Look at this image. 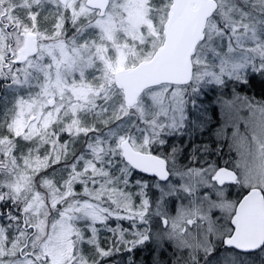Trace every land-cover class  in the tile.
I'll list each match as a JSON object with an SVG mask.
<instances>
[{
  "label": "snow or ice",
  "instance_id": "6c2138e0",
  "mask_svg": "<svg viewBox=\"0 0 264 264\" xmlns=\"http://www.w3.org/2000/svg\"><path fill=\"white\" fill-rule=\"evenodd\" d=\"M0 264H264V0H0Z\"/></svg>",
  "mask_w": 264,
  "mask_h": 264
}]
</instances>
